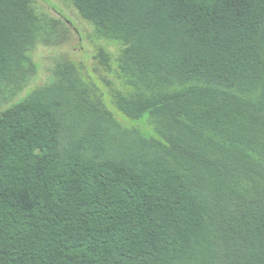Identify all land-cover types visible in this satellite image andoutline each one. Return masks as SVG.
Instances as JSON below:
<instances>
[{"label":"trees","instance_id":"obj_1","mask_svg":"<svg viewBox=\"0 0 264 264\" xmlns=\"http://www.w3.org/2000/svg\"><path fill=\"white\" fill-rule=\"evenodd\" d=\"M61 1L5 106L69 21L0 0V264H264V0Z\"/></svg>","mask_w":264,"mask_h":264},{"label":"rangeland","instance_id":"obj_2","mask_svg":"<svg viewBox=\"0 0 264 264\" xmlns=\"http://www.w3.org/2000/svg\"><path fill=\"white\" fill-rule=\"evenodd\" d=\"M41 11L51 17H59L62 14L67 18L68 24L66 39L57 48L37 47L33 52V60L37 65L34 81L30 82L27 88L17 97L10 99L5 106L21 98L25 92L33 85L44 83L49 74L51 66L55 63L54 59L64 58L71 59L75 62L89 61L95 54L93 38L90 27L80 20L77 14L61 0H34ZM65 18V19H66ZM92 38V39H91ZM109 50L114 51L112 47ZM142 130L150 135L152 129L142 123Z\"/></svg>","mask_w":264,"mask_h":264}]
</instances>
